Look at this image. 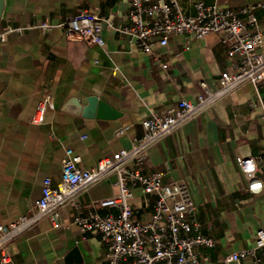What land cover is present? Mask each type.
Wrapping results in <instances>:
<instances>
[{"label":"crops","instance_id":"0c3cea01","mask_svg":"<svg viewBox=\"0 0 264 264\" xmlns=\"http://www.w3.org/2000/svg\"><path fill=\"white\" fill-rule=\"evenodd\" d=\"M185 13L193 3L239 8L264 0H178ZM86 9L110 18L114 26L130 24L129 0H4L0 30L46 20L59 23ZM264 39V6L255 9ZM103 45L66 38L61 27L43 32L30 27L0 41V223L30 214L41 195L42 180L58 177L65 149L80 165L92 168L113 152L128 148L143 132L150 112L163 113L181 98L195 100L200 81L213 87L228 69L226 46L217 33L202 38L172 35L164 46L143 52L134 39L104 25ZM160 62H166L162 68ZM94 95L121 112L116 118L82 116L76 106ZM48 98L42 123L32 122L40 101ZM75 100V104H72ZM122 130V132H120ZM256 160V177L264 185V86L244 82L201 113L189 118L147 150L143 171H162L164 182L184 181L197 206L201 233L214 245L199 247L200 264H220L229 254L254 245L264 228V186L247 189L236 156ZM115 175L78 191L81 212L113 208L96 205L116 194ZM152 194L134 190L130 202L137 219L146 221ZM75 206L62 205L56 217H40L10 242L12 264H107L98 231L82 234L72 218ZM75 249V252L72 250ZM264 259V249L259 251ZM79 260L80 262L76 261ZM250 259L230 264H249ZM264 264V263H262Z\"/></svg>","mask_w":264,"mask_h":264},{"label":"built area","instance_id":"2783aa9c","mask_svg":"<svg viewBox=\"0 0 264 264\" xmlns=\"http://www.w3.org/2000/svg\"><path fill=\"white\" fill-rule=\"evenodd\" d=\"M264 2L246 4L239 8L223 7L218 3L195 1L193 13H185L178 0H129L130 24L114 26L110 18L86 9L79 10L59 23L42 21L27 26L6 25L0 30V41L12 32H23L37 27L48 32L61 27L66 38L80 39L90 44L103 45L101 30L104 25L134 39L143 52L152 53L155 43L166 45L172 35L202 38L217 33L226 46L228 69L219 73L213 87L200 81V92L195 100L181 98L165 112H150L143 123V132L133 138L128 148L120 149L101 158L92 168L80 165L81 158L72 148H66L60 174L42 180L41 195L30 214L18 216L7 224L0 223V264H12L9 249L11 240L32 226L40 217H56L66 202L75 206L72 218L79 231L85 234L98 231L106 247L107 264H200L199 247L214 245L211 236L201 233L196 219L197 206L184 181L164 182L162 171L146 173L143 165L148 148L169 134L181 123L201 113L215 101L226 96L244 82L257 89L264 86V39L257 28L255 9ZM162 68L166 62H160ZM48 98L40 101L32 122H43ZM122 132V130H120ZM238 167L247 181V189L257 191L262 182L256 177V160L252 156H236ZM115 175V195L100 199L96 205L113 208L114 212L100 213L95 205L81 212L75 203L79 190L108 175ZM139 187L152 194L153 209L146 221L137 219L130 200ZM264 249V228L255 233L254 245L235 251L220 264L249 258V264H262L259 251Z\"/></svg>","mask_w":264,"mask_h":264},{"label":"water","instance_id":"95a60500","mask_svg":"<svg viewBox=\"0 0 264 264\" xmlns=\"http://www.w3.org/2000/svg\"><path fill=\"white\" fill-rule=\"evenodd\" d=\"M4 0H0V15L3 7ZM72 104H75V100H72ZM75 113H80L82 116H96L101 118H116L121 115V112L110 106L106 101L99 99L98 97L91 95L86 97V104L76 106ZM75 252V249L72 250ZM80 262L79 260H76ZM65 264H71L69 259H66Z\"/></svg>","mask_w":264,"mask_h":264}]
</instances>
